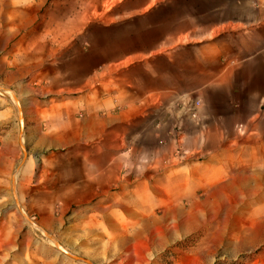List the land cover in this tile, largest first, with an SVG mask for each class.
Segmentation results:
<instances>
[{
  "label": "crops",
  "instance_id": "0c3cea01",
  "mask_svg": "<svg viewBox=\"0 0 264 264\" xmlns=\"http://www.w3.org/2000/svg\"><path fill=\"white\" fill-rule=\"evenodd\" d=\"M46 1L0 0L2 210L11 188H169L199 164L207 188H264V7Z\"/></svg>",
  "mask_w": 264,
  "mask_h": 264
},
{
  "label": "rangeland",
  "instance_id": "374dc122",
  "mask_svg": "<svg viewBox=\"0 0 264 264\" xmlns=\"http://www.w3.org/2000/svg\"><path fill=\"white\" fill-rule=\"evenodd\" d=\"M123 1L46 3L91 12ZM212 3L151 0L150 7L168 19L204 18ZM196 167L195 177L169 174V188H11L0 208V264H88L63 249L93 264H264V188H207L205 165Z\"/></svg>",
  "mask_w": 264,
  "mask_h": 264
},
{
  "label": "water",
  "instance_id": "95a60500",
  "mask_svg": "<svg viewBox=\"0 0 264 264\" xmlns=\"http://www.w3.org/2000/svg\"><path fill=\"white\" fill-rule=\"evenodd\" d=\"M66 254H68L69 256L73 257L74 259H77V260H82V261H85L87 262L88 264H93L89 259L87 258H83V257H77V256H73L71 255L68 251H66L65 249H63Z\"/></svg>",
  "mask_w": 264,
  "mask_h": 264
},
{
  "label": "built area",
  "instance_id": "2783aa9c",
  "mask_svg": "<svg viewBox=\"0 0 264 264\" xmlns=\"http://www.w3.org/2000/svg\"><path fill=\"white\" fill-rule=\"evenodd\" d=\"M195 105L198 106L199 102L196 101ZM184 155H186V153H184L181 149H178V157H179L180 160H181V157H183Z\"/></svg>",
  "mask_w": 264,
  "mask_h": 264
}]
</instances>
